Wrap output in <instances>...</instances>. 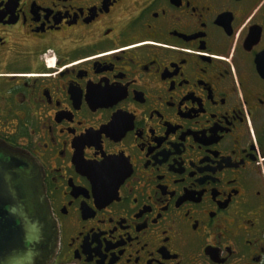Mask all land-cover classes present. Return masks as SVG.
Returning a JSON list of instances; mask_svg holds the SVG:
<instances>
[{"label": "flooded vegetation", "instance_id": "obj_1", "mask_svg": "<svg viewBox=\"0 0 264 264\" xmlns=\"http://www.w3.org/2000/svg\"><path fill=\"white\" fill-rule=\"evenodd\" d=\"M0 264H264V0H0Z\"/></svg>", "mask_w": 264, "mask_h": 264}]
</instances>
